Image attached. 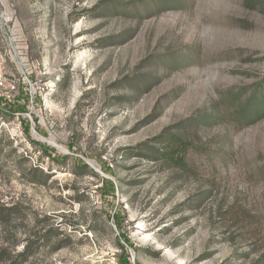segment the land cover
I'll return each instance as SVG.
<instances>
[{
    "label": "rangeland",
    "instance_id": "1",
    "mask_svg": "<svg viewBox=\"0 0 264 264\" xmlns=\"http://www.w3.org/2000/svg\"><path fill=\"white\" fill-rule=\"evenodd\" d=\"M263 90L264 0H0V264H264Z\"/></svg>",
    "mask_w": 264,
    "mask_h": 264
},
{
    "label": "trees",
    "instance_id": "2",
    "mask_svg": "<svg viewBox=\"0 0 264 264\" xmlns=\"http://www.w3.org/2000/svg\"><path fill=\"white\" fill-rule=\"evenodd\" d=\"M262 95L264 94L262 93ZM256 97H258L257 92L251 97V102H253ZM162 137H164V139L161 141V149H156L157 154L160 156L159 159L166 160L183 169H188L189 164L186 155L190 148V142L183 140L179 135L170 134L169 132H166V136L162 134L160 138ZM115 220L117 226L120 228L122 226L120 217L115 216ZM120 246L124 248L123 245ZM4 261V264H14L9 259H5Z\"/></svg>",
    "mask_w": 264,
    "mask_h": 264
}]
</instances>
